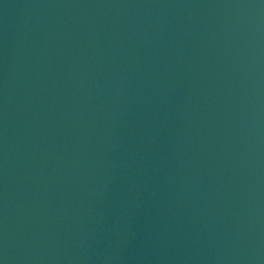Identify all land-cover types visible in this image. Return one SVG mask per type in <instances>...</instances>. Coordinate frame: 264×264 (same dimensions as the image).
<instances>
[{
  "label": "water",
  "instance_id": "95a60500",
  "mask_svg": "<svg viewBox=\"0 0 264 264\" xmlns=\"http://www.w3.org/2000/svg\"><path fill=\"white\" fill-rule=\"evenodd\" d=\"M199 0H0V264H122Z\"/></svg>",
  "mask_w": 264,
  "mask_h": 264
}]
</instances>
